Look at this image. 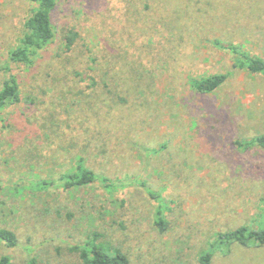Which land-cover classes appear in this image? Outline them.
I'll return each mask as SVG.
<instances>
[{"label": "rangeland", "instance_id": "rangeland-1", "mask_svg": "<svg viewBox=\"0 0 264 264\" xmlns=\"http://www.w3.org/2000/svg\"><path fill=\"white\" fill-rule=\"evenodd\" d=\"M138 1L59 0L52 41L33 66H14L21 99L0 121V227L19 241H0V256L12 264L33 255L41 264H83L72 246L94 230L130 264H205L208 252L207 264H264V244L216 241L217 232L264 228V148L236 144L264 134V75L234 68L232 52L213 43L264 58V0H157L149 11ZM108 6L121 15L111 24L124 20L125 37L135 39L144 34L138 26L154 32L167 11L169 35L130 49L101 32ZM30 8L28 0H0V67ZM227 72L213 92L191 85ZM79 150L98 174L126 186L30 187L70 170ZM135 177L171 201L166 231Z\"/></svg>", "mask_w": 264, "mask_h": 264}, {"label": "trees", "instance_id": "trees-1", "mask_svg": "<svg viewBox=\"0 0 264 264\" xmlns=\"http://www.w3.org/2000/svg\"><path fill=\"white\" fill-rule=\"evenodd\" d=\"M31 3L30 13L23 24V32L15 46L7 51V60L0 67L3 72V78L0 79V121L3 111L10 105L18 103L21 99V87L17 75L14 72V66H33L37 57L48 46L55 36L54 14L58 7L59 0H28ZM112 0H110L111 3ZM196 3H203V0H195ZM107 5L108 2L106 1ZM137 5L143 4L145 10H150L157 0H139ZM153 8V7H152ZM163 8V3H161ZM112 12L110 7L102 10V22L100 30L103 34L116 37L117 41L130 49L134 45L147 40H163L164 36L169 35V31L163 29L162 23L166 18V12L160 10L158 28L148 30L146 25L138 26L139 32H144L139 39L125 37L128 34V26L122 19L120 21L124 27H118L111 24V19L120 18L117 12ZM121 13V12H119ZM122 14V13H121ZM71 43V42H70ZM214 46L227 48L234 55L233 66L236 69L247 70L252 73L264 75V58L243 49L239 44H223L220 40L213 41ZM78 74V72H77ZM230 73H216L209 76L193 77L191 85L198 92L209 93L218 89L226 82ZM258 144L264 148V134H260L248 140L237 139L236 144L241 148H248L252 144ZM77 151V150H76ZM76 152V160L71 169L64 171L58 178H35L30 180V187L38 192H50L54 189L63 192L73 187L85 186L94 182H99L109 191L122 189L125 183L119 180H113L106 174H98L92 167L88 166L83 152ZM105 152V150H103ZM131 181L142 188L149 197L157 203L155 222L162 232L169 228L170 221L165 216V210L169 208V200L162 193L148 184L142 177H135ZM59 182H61L59 184ZM105 235L100 230L92 231L82 243H76L72 246L73 250L79 253L83 264H130L129 256L119 246H115L105 239ZM0 241L7 247L14 248L18 245V235L15 230L0 227ZM216 241L228 243V241H237L245 246L251 243L257 245L264 244V228L251 229L248 226H240L234 230L226 232H217ZM212 256L211 252L204 253L200 257L202 263L207 264ZM0 264H12V258L9 255L0 256ZM26 264H41L36 256H31Z\"/></svg>", "mask_w": 264, "mask_h": 264}]
</instances>
